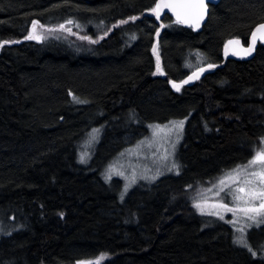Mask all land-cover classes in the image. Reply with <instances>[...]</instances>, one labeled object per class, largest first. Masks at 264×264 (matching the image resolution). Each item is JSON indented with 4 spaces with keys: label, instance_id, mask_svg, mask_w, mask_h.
Wrapping results in <instances>:
<instances>
[{
    "label": "trees",
    "instance_id": "trees-1",
    "mask_svg": "<svg viewBox=\"0 0 264 264\" xmlns=\"http://www.w3.org/2000/svg\"><path fill=\"white\" fill-rule=\"evenodd\" d=\"M154 3L0 0V44L10 41L0 47V264H77L101 253L102 264H264L261 225L250 233L253 257L229 224L193 206L261 147L264 45L248 61L225 59L223 47L248 44L264 0H222L199 33L157 20ZM68 20L77 35L47 30ZM32 21L47 31L42 41L25 39ZM191 56L216 67L176 93L169 80L191 74ZM184 119L181 174L121 200L123 181L104 177L112 161L150 125Z\"/></svg>",
    "mask_w": 264,
    "mask_h": 264
},
{
    "label": "snow or ice",
    "instance_id": "snow-or-ice-1",
    "mask_svg": "<svg viewBox=\"0 0 264 264\" xmlns=\"http://www.w3.org/2000/svg\"><path fill=\"white\" fill-rule=\"evenodd\" d=\"M207 8L208 5L206 0H155L154 6L149 8L148 11L159 20L164 10L168 9L175 17V23L197 29L207 14ZM130 19L134 21L137 17L133 16L130 17ZM73 23V20H68L66 22L67 25H72ZM120 23L126 24L128 21L121 20ZM43 27L44 26L40 24L39 21H32V30L25 36V39L38 42L42 41L44 37L37 29ZM76 27H80V25L77 24ZM161 27H163V25H161ZM55 30L56 29H48V31ZM59 30L69 33L72 31L71 28L66 27L65 24H60ZM156 35L159 37V29H157ZM79 38L88 39L92 43L96 42L91 40V37L88 36H81ZM102 38L103 37H101V39ZM258 42L264 44V23L258 24L255 29L251 31L247 47L244 46L239 38L229 39L224 45V55L227 57L231 53V55L241 58L251 56L256 50ZM7 43H10V41L3 42V44ZM3 44H0V47H3ZM152 51L153 54L157 56V72L163 74L156 46H153ZM214 67H216V65L208 64V69ZM206 70L207 69L201 67L197 69L192 76H189L187 80H182L179 83L170 81V83L172 87L179 92L184 84L189 83L194 78L199 79L200 74ZM184 123L183 120L171 121V127L163 128L160 125H156L153 135L163 141L168 139L169 134L175 132L178 141L180 139V134L183 132ZM162 132L164 133L163 136L160 135ZM261 144L264 145V138L261 139ZM162 159L166 160L167 155L162 157ZM173 167L178 166L173 164ZM106 178L110 179V177ZM134 181L135 177L132 178L131 182ZM214 187L218 189L216 192L217 196H219L220 192H224L226 189L228 190L227 195H230L232 198L231 206L225 203L223 199L209 203L207 198L195 202L193 206L202 215H214L220 220L225 219L226 213H231L233 219L226 222L232 224L236 232L240 233V235L234 239V243L247 248L252 256L256 257L257 253L253 251L246 239L245 229L250 228L253 224L256 226L264 224V147L259 148L247 164L238 165L236 168L226 173L220 178L218 185ZM126 191L127 186L125 187V192ZM209 191H211V189H209ZM124 194L125 193H121V200H123ZM61 215L63 214L61 213ZM105 258L106 254L101 253L95 259L80 260L77 264H102Z\"/></svg>",
    "mask_w": 264,
    "mask_h": 264
},
{
    "label": "rangeland",
    "instance_id": "rangeland-1",
    "mask_svg": "<svg viewBox=\"0 0 264 264\" xmlns=\"http://www.w3.org/2000/svg\"><path fill=\"white\" fill-rule=\"evenodd\" d=\"M66 27L71 28L72 30L71 33L67 31H62V32H66L70 36L77 35L73 31L74 24L66 25ZM43 29L44 28H38L37 31L43 37L48 36V33H46L47 31H43ZM59 31H61L59 30V27L56 28V32ZM195 59L197 60L196 57L191 56L189 62H191L192 64L187 65V68H190L191 73L201 67H205L207 64V63L205 64V59L203 57H201L199 61H195ZM173 121H180V120H173ZM183 121L185 122L183 132L180 134V139L178 141L175 132L169 134L168 139L163 141H161L158 137H154L153 135L154 128L156 125H160L162 128L171 127L170 122L164 124L150 125L148 135L142 138L141 140H139L133 146L123 151L120 155H118L110 164L111 176L108 173V175H104V177L106 178L110 176L111 177L110 179L118 178L121 181H123L124 183L123 193H125L124 195H127L129 192H132L133 190L137 189L140 186H152L162 178L178 176L179 174H181L182 168L179 160V154L184 144L188 119H184ZM101 132L102 130L100 129L99 132L100 137H101ZM160 135L163 136L164 133L162 132L160 133ZM97 140H98V136L96 135L95 132H93L90 136H88V139L84 143V150H82L81 152L82 159H85L87 156L89 157L92 155L91 152ZM261 147H264V145L261 144ZM165 155H167L166 160L162 159V157H164ZM173 164L177 165L178 167H173ZM224 175H222L220 178H222ZM133 177H135V181L131 182ZM220 178L210 183L207 186V191L195 195L194 202H197L204 198H207L209 203L223 199L225 203H228L231 206L232 198L230 195H227V191H228L227 189L224 192H220L219 196L216 195L218 189L217 187L214 186L218 185ZM126 186H127V191L125 192ZM209 189H211V191H209ZM200 190L201 187H199L198 191ZM204 216H208L213 220L221 221L218 217L214 215L204 214ZM232 219L233 216L231 213L225 214V219H224L225 222L230 221ZM227 224H229V226L233 228L234 233L238 237L240 233L236 232L232 224L230 223ZM253 226L256 225L253 224L250 228H252ZM256 227H253L252 228L253 230L250 228L245 229L246 239H248V242L250 241V237H251L250 233L253 232L254 230H258V228ZM262 228H264V224H261V229ZM258 241L260 242V239H258L257 242Z\"/></svg>",
    "mask_w": 264,
    "mask_h": 264
},
{
    "label": "water",
    "instance_id": "water-1",
    "mask_svg": "<svg viewBox=\"0 0 264 264\" xmlns=\"http://www.w3.org/2000/svg\"><path fill=\"white\" fill-rule=\"evenodd\" d=\"M221 1H222V0H206V3H207V5H208V8H207V14L205 15V18L203 19V21L201 22L199 28H197V29H193V28H191V27H189V26H187V25H183V24H181V25H182L184 28H186V29H192V30H193L194 32H196V33L201 32V31L203 30L204 26L206 25V23L208 22L209 15H210V11H211V7H212V6H217V5H219V4L221 3ZM165 17H170L171 19H173V20L175 21V17L172 15V13H171L168 9H165V10H164V12L162 13V15H161V17H160L159 20H163ZM233 39H234V38H233ZM240 40H241V39H240ZM241 42H242V40H241ZM242 43H243V42H242ZM243 44H244V43H243ZM260 44H261L260 42L257 43L256 50L252 53L251 56H247V57H243V58L238 57V56H233V55H231V53H230L227 57H225V55H224V47H223V57H224L225 59H234V60H238V61H248V60H251V59L254 57V55H255V53H256V51H257V49H258V46H259ZM247 45H248V44H247ZM247 45H244V46L247 47ZM261 45H264V44H261ZM203 68H205V69H207V70L204 71L202 74H200L199 79H195V78H194V79L191 80L189 83L184 84V85L182 86L181 90H182L184 87H191V86H193L196 82L202 80V79L204 78L205 75H207L208 73L213 72L214 69H215V67H214V68H211V69H208V66L203 67ZM196 71H197V70H196ZM196 71H194V72H196ZM194 72H192L189 76H192V74H193ZM162 75L164 76V73H163ZM189 76H188V77H189ZM188 77H186L184 80H187ZM170 81H173V80H169V85H170L171 89H172L174 92L178 93V92L172 87ZM177 83H179V82H177ZM181 90H180V91H181ZM180 91H179V92H180Z\"/></svg>",
    "mask_w": 264,
    "mask_h": 264
},
{
    "label": "flooded vegetation",
    "instance_id": "flooded-vegetation-1",
    "mask_svg": "<svg viewBox=\"0 0 264 264\" xmlns=\"http://www.w3.org/2000/svg\"><path fill=\"white\" fill-rule=\"evenodd\" d=\"M227 42V41H226ZM225 45V44H224Z\"/></svg>",
    "mask_w": 264,
    "mask_h": 264
}]
</instances>
